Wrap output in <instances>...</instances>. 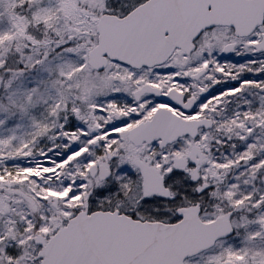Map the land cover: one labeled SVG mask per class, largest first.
Returning <instances> with one entry per match:
<instances>
[{"label":"snow or ice","instance_id":"obj_1","mask_svg":"<svg viewBox=\"0 0 264 264\" xmlns=\"http://www.w3.org/2000/svg\"><path fill=\"white\" fill-rule=\"evenodd\" d=\"M0 264H264V0H0Z\"/></svg>","mask_w":264,"mask_h":264}]
</instances>
